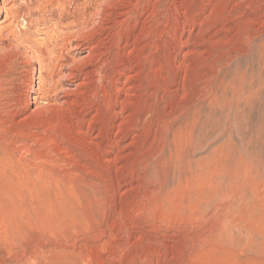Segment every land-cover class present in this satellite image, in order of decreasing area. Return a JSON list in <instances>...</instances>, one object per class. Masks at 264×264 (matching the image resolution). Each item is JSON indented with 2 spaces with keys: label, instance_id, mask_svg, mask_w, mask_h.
<instances>
[{
  "label": "rangeland",
  "instance_id": "374dc122",
  "mask_svg": "<svg viewBox=\"0 0 264 264\" xmlns=\"http://www.w3.org/2000/svg\"><path fill=\"white\" fill-rule=\"evenodd\" d=\"M1 2L12 43L77 9L62 31L100 43L77 105L16 116L34 62L7 74L0 53V264H264V0Z\"/></svg>",
  "mask_w": 264,
  "mask_h": 264
},
{
  "label": "bare ground",
  "instance_id": "6f19581e",
  "mask_svg": "<svg viewBox=\"0 0 264 264\" xmlns=\"http://www.w3.org/2000/svg\"><path fill=\"white\" fill-rule=\"evenodd\" d=\"M97 2V1H96ZM123 2V1H122ZM125 2V1H124ZM143 2V1H142ZM4 3V1H3ZM148 3V2H147ZM166 3V2H165ZM57 6H60V8H64V12H65V5L63 2H57ZM67 4V3H66ZM69 4V2H68ZM117 5V4H116ZM115 5V6H116ZM138 6V5H137ZM67 7V6H66ZM118 7V6H117ZM134 7V6H133ZM131 7V8H133ZM12 7H6L4 4H0V53H1V57L5 58L6 60V67L7 68L5 70V72H7V74L13 73L16 70V66H17V61H21L23 62V65H30L32 64V62H34L33 65V70H32V75L31 78L29 80L26 81V83L23 86V91L14 89L12 91V97L9 98L8 102L5 104H3L2 106H6L9 109L12 110V108H14V116H16L17 114L21 113L22 111H26V110H32L34 112L36 111H42L45 109H51V108H60L64 105L68 106L71 108L74 107V105H77V100H75V98L77 96H81L82 94L79 93V89L85 86L90 85L89 81H88V77L89 75H91L93 72L90 70L91 67H93V53L94 51L99 47V43L95 46H91V47H87L86 45H88L87 42L88 38L86 37V35L90 34L89 32H84V28L81 27V29H78V31H76V34H74V31H62V28H67L65 27L66 25H63L64 21L67 20V17L71 16V14H74L73 12L76 11V13H78L77 10H72V11H66V17L64 15V17H59V18H55L56 20L53 22L54 24H52L51 26L54 27V30H52L53 28H51V34L49 33V36L45 33H41V34H45L46 37L44 36V38H38L37 36L40 34L38 30L35 29V31L31 32V33H27V31H20L19 30V40L15 41V42H10L6 37H8V35L10 36V34H13L14 31L11 29L14 21L16 22V14L13 13ZM74 8V7H73ZM111 8L114 9V7L112 6ZM118 9V8H117ZM116 9V10H117ZM139 9V8H138ZM119 10V9H118ZM135 10V9H133ZM132 10V11H133ZM131 10H127V11H120L118 13H113L114 15L112 16V18H109L108 15H106V20L105 22L110 21V23H113L114 21L117 23H113L115 25H123L126 24V22L128 21V18H130ZM136 11V10H135ZM142 11V10H141ZM62 12V13H64ZM80 12V11H79ZM109 12V11H108ZM111 12V11H110ZM138 12V11H137ZM194 12V11H193ZM81 13V12H80ZM140 14V12H138ZM142 13V12H141ZM155 13V12H153ZM159 13V12H158ZM3 14V17H2ZM82 15H84V12L81 13ZM80 14V15H81ZM111 14V13H109ZM81 15V17H82ZM86 15V14H85ZM135 15V14H134ZM63 16V15H62ZM110 16V17H111ZM141 15H139L140 17ZM72 17V16H71ZM78 17V15H77ZM79 16V18H81ZM85 17V16H84ZM138 17V15H137ZM73 18H75L73 16ZM133 18V16H132ZM136 18V17H135ZM142 18V17H140ZM85 19H87L85 17ZM151 19V18H150ZM153 19V18H152ZM74 20V19H73ZM82 20V19H81ZM84 20V18H83ZM99 20V19H98ZM103 20V19H102ZM130 20V19H129ZM155 20V19H153ZM21 21V20H20ZM131 21V20H130ZM139 21V20H138ZM150 21V20H149ZM152 21V20H151ZM192 21V20H191ZM74 22V21H73ZM86 22V21H85ZM85 22H82L83 24ZM136 22V21H135ZM27 23H31V22H27ZM67 23V22H66ZM101 23V22H100ZM109 23V22H108ZM129 24V22H128ZM131 24V23H130ZM141 24V23H140ZM16 25V24H15ZM32 25V24H31ZM71 25L74 26V24L72 23ZM61 26V31H59L58 27ZM76 26V25H75ZM101 26V25H100ZM125 26V25H124ZM17 27V26H16ZM32 27V26H31ZM77 27V26H76ZM75 27V28H76ZM112 27V26H111ZM184 27V26H183ZM125 28V27H124ZM63 29V30H64ZM73 30V29H72ZM125 31V30H124ZM16 32V31H15ZM171 34V33H170ZM37 35V36H36ZM125 35V34H124ZM148 35V34H147ZM151 35V34H150ZM9 38V37H8ZM87 38V39H86ZM93 38V37H91ZM12 39V38H11ZM90 39V38H89ZM95 39V38H94ZM14 40V39H13ZM136 40V39H135ZM140 41V40H139ZM152 41V40H151ZM91 42V41H90ZM104 43V42H103ZM135 43V42H134ZM152 43V42H151ZM177 45V44H176ZM185 45V44H184ZM126 46V45H125ZM102 47V46H101ZM88 48V51L86 53V55L82 56L81 58L75 59V57H70L68 54L69 51H79V50H85ZM262 48V47H261ZM264 49V47H263ZM106 50V49H105ZM132 50V49H131ZM134 50V49H133ZM136 50V49H135ZM142 50V49H141ZM118 51V50H117ZM138 52V51H137ZM145 52V51H144ZM130 53V51H129ZM98 55V54H97ZM264 55V53H263ZM130 56V55H129ZM98 57V56H97ZM120 57V56H119ZM128 57V56H126ZM125 58V57H124ZM139 59V58H138ZM144 59V57H143ZM97 60V59H96ZM19 61V62H20ZM20 62V63H21ZM117 62V61H116ZM4 63V62H3ZM129 63V62H128ZM131 63V62H130ZM2 64V63H1ZM0 64V65H1ZM103 64V63H102ZM113 64V63H112ZM4 65V66H5ZM118 65V64H116ZM122 65V64H121ZM112 66V65H111ZM124 66V65H123ZM122 66V67H123ZM3 67V66H2ZM1 67V68H2ZM104 67V66H103ZM106 67V66H105ZM119 67V66H118ZM127 67V66H125ZM129 67V66H128ZM127 67V68H128ZM134 67V66H133ZM131 68V66H130ZM37 69V73L36 72ZM107 69V68H106ZM124 68H122L123 70ZM126 69V68H125ZM129 69V68H128ZM134 69V68H133ZM132 69V70H133ZM2 70V69H0ZM94 70V69H93ZM101 70V69H100ZM63 71V72H62ZM103 71V70H102ZM101 71V72H102ZM106 71V70H105ZM136 71V69H135ZM115 72V71H114ZM117 72V71H116ZM115 72V73H116ZM97 73V72H96ZM100 73V72H99ZM104 73V72H103ZM137 73V72H136ZM77 74H83V78H81L79 80V82L76 84L75 88L71 91H66L63 89H59V86H57V83L61 80H68V79H75ZM102 74V73H101ZM118 75L119 79H115L110 81L111 85L116 92H119L120 94L123 92L129 90L128 89V85L132 82V80L135 78L136 79V74L134 72H132L131 70H127L124 71L122 73L117 72L116 73ZM246 74V73H245ZM139 75V73H138ZM173 75V74H172ZM95 76V75H93ZM115 76V75H114ZM138 77V76H137ZM112 78V77H111ZM107 79V78H106ZM145 79V78H144ZM109 80V79H108ZM121 80V81H119ZM171 80V79H170ZM135 81V80H134ZM146 81V80H145ZM109 82V83H110ZM133 83V82H132ZM239 83V82H238ZM241 83V82H240ZM59 85V84H58ZM109 86V85H108ZM109 86V87H110ZM134 85H132L131 87H133ZM138 86V85H137ZM106 88V87H105ZM111 88V87H110ZM130 89H134L130 88ZM68 90V89H67ZM86 90V88H85ZM112 90V89H111ZM138 90V89H137ZM84 91V90H83ZM104 91V90H103ZM106 91V90H105ZM109 92V91H108ZM203 92V91H202ZM64 94L63 97H61V102L57 103L56 102V98L58 100V96L60 94ZM106 93V92H105ZM104 93V94H105ZM112 93V91H111ZM114 93V92H113ZM118 93V94H119ZM139 93V91H138ZM87 94V93H86ZM125 94V93H124ZM128 94V93H127ZM131 95V94H130ZM89 96V95H88ZM105 96V95H104ZM109 96V95H108ZM124 96V95H123ZM138 96V95H137ZM107 97V96H106ZM115 97V96H114ZM111 97V98H114ZM109 98V100L111 99ZM132 98V97H129ZM133 98L134 95H133ZM169 98V97H168ZM78 99V98H76ZM81 99V97H80ZM89 99V98H88ZM156 99V98H155ZM79 100V99H78ZM105 100V99H103ZM141 100V99H140ZM164 100V99H163ZM85 101V100H84ZM102 101V100H101ZM108 101V99H107ZM115 101V100H114ZM79 102V101H78ZM86 102V101H85ZM116 102V101H115ZM114 102V103H115ZM121 102V101H120ZM124 102V101H123ZM122 102V103H123ZM126 102V101H125ZM82 103V101L80 102ZM89 103V102H88ZM103 103V102H102ZM105 103V102H104ZM103 103V104H104ZM110 102L108 101V103L106 102L107 105ZM117 104H119V102H116ZM87 104V103H86ZM94 104V103H93ZM113 106V103H111ZM125 103H123L124 105ZM130 103H128L129 105ZM137 104V103H136ZM110 105V104H109ZM126 105V106H128ZM142 105V104H141ZM87 106V105H86ZM138 106V105H137ZM67 107V108H68ZM108 107V105H107ZM114 107V106H113ZM125 107V106H124ZM122 108V107H121ZM129 108V107H128ZM6 110V109H5ZM55 110V109H54ZM72 110V109H71ZM107 110V109H106ZM148 110V109H147ZM190 110V109H189ZM10 111V110H9ZM6 111V112H9ZM69 111V110H68ZM125 111V110H124ZM124 111H120V112H124ZM11 112V111H10ZM9 112V113H10ZM119 112V113H120ZM133 112V110H132ZM97 113V112H96ZM109 113V112H108ZM113 112H111L112 114ZM6 114V113H5ZM8 114V113H7ZM6 114V115H7ZM114 113V116L118 115ZM12 115V114H11ZM35 115V114H34ZM102 115V114H101ZM144 115V114H143ZM13 116V117H14ZM104 116V115H102ZM109 116V115H108ZM112 116V115H111ZM123 116V114H122ZM133 116V115H132ZM117 117V116H116ZM118 117L120 118V116L118 115ZM110 118V117H109ZM94 119V118H93ZM129 119V118H128ZM84 119H82L81 121H83ZM91 121V120H90ZM109 121V120H108ZM85 122V120H84ZM107 122V121H106ZM110 122V121H109ZM111 123V122H110ZM170 123V122H169ZM89 125V120L88 123ZM120 124V123H119ZM103 126V125H102ZM128 126V125H127ZM106 127V126H105ZM109 129H113L116 128L114 126V124H112V126H109ZM90 128V126L88 127ZM118 129V128H117ZM108 130V129H107ZM105 130V131H107ZM128 130V129H127ZM89 130H87L88 132ZM102 131V130H101ZM109 131V130H108ZM107 131V132H108ZM132 131V130H131ZM92 132V131H91ZM94 132V130H93ZM86 134V133H85ZM91 134V133H90ZM102 134L99 133L98 137H100V135ZM122 134V133H121ZM126 134V133H125ZM108 135V133H107ZM86 137L89 138V136L84 135ZM104 136V135H103ZM102 137V136H101ZM100 137V138H101ZM108 137V136H107ZM93 138V137H92ZM105 140V137H103ZM116 138V137H115ZM102 139V138H101ZM99 140V139H98ZM103 140V139H102ZM108 140V139H107ZM97 141V140H96ZM112 142V141H111ZM110 142V143H111ZM117 142V141H116ZM97 145V144H96ZM115 146V144H114ZM96 148V147H95ZM102 151V150H101ZM109 162V161H108Z\"/></svg>",
  "mask_w": 264,
  "mask_h": 264
}]
</instances>
